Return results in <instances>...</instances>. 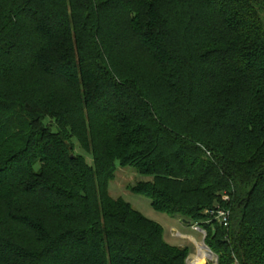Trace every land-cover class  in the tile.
Listing matches in <instances>:
<instances>
[{
    "label": "trees",
    "instance_id": "16d2710c",
    "mask_svg": "<svg viewBox=\"0 0 264 264\" xmlns=\"http://www.w3.org/2000/svg\"><path fill=\"white\" fill-rule=\"evenodd\" d=\"M117 162L217 264H264V0H0V264H187Z\"/></svg>",
    "mask_w": 264,
    "mask_h": 264
},
{
    "label": "rangeland",
    "instance_id": "374dc122",
    "mask_svg": "<svg viewBox=\"0 0 264 264\" xmlns=\"http://www.w3.org/2000/svg\"><path fill=\"white\" fill-rule=\"evenodd\" d=\"M75 143L76 153L84 156L86 161L92 165L93 156L84 151L77 141ZM116 167V177L109 187L112 197L125 199L143 215L161 224L165 230V240L168 243L177 246H189L191 252L187 258V264H207L208 262L217 264V257L210 252V248L205 242V231L198 230L197 225H193V227L185 225L180 217L174 218L154 210L151 201L146 196L135 194L127 188L128 184L148 180L149 177L140 175L133 168H122L118 162ZM200 253H204V256H201Z\"/></svg>",
    "mask_w": 264,
    "mask_h": 264
},
{
    "label": "built area",
    "instance_id": "2783aa9c",
    "mask_svg": "<svg viewBox=\"0 0 264 264\" xmlns=\"http://www.w3.org/2000/svg\"><path fill=\"white\" fill-rule=\"evenodd\" d=\"M224 199L228 200V197H224ZM212 214L217 220H219L224 225L226 226L229 225V215H230L229 211L220 208L218 210L212 211ZM197 229L200 230L198 227Z\"/></svg>",
    "mask_w": 264,
    "mask_h": 264
},
{
    "label": "bare ground",
    "instance_id": "6f19581e",
    "mask_svg": "<svg viewBox=\"0 0 264 264\" xmlns=\"http://www.w3.org/2000/svg\"><path fill=\"white\" fill-rule=\"evenodd\" d=\"M201 256H204V253H200ZM197 259L201 258V257H195Z\"/></svg>",
    "mask_w": 264,
    "mask_h": 264
},
{
    "label": "water",
    "instance_id": "95a60500",
    "mask_svg": "<svg viewBox=\"0 0 264 264\" xmlns=\"http://www.w3.org/2000/svg\"><path fill=\"white\" fill-rule=\"evenodd\" d=\"M210 252L212 253V251L210 250Z\"/></svg>",
    "mask_w": 264,
    "mask_h": 264
}]
</instances>
